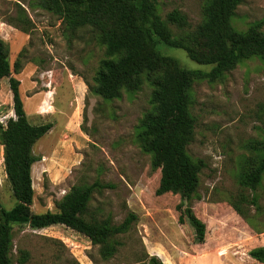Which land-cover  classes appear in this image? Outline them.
<instances>
[{
  "label": "rangeland",
  "instance_id": "rangeland-1",
  "mask_svg": "<svg viewBox=\"0 0 264 264\" xmlns=\"http://www.w3.org/2000/svg\"><path fill=\"white\" fill-rule=\"evenodd\" d=\"M41 1L0 0V37L8 48L11 76L20 82L27 119L52 123L33 147L39 160L32 166V211H56V202L72 186L99 180L107 187L93 192L87 217L112 225H120L131 213L135 218L111 238L115 250L107 257L99 245L65 225L13 226V264H155L152 256L162 264H260L248 252L264 245V176L255 191L243 189L238 177L255 154L250 143L264 141L261 60H245L218 81L196 80L190 89L196 122L187 151L204 163L197 189L201 199L193 201V212L206 224V241L196 244L171 154L147 153L140 141L151 87L144 81L136 92H123L113 100L92 93L87 83L93 84L103 48L88 29L66 33L59 17ZM153 1L162 17L177 8L191 27L202 19L204 0ZM262 18L264 0H240L231 24L244 31ZM157 48L186 68H211L190 60L181 49ZM13 116L12 92L3 78L0 123ZM241 192L257 197V205L244 206L247 219L229 203ZM0 202L6 209L15 204L1 144ZM21 251L28 254L23 263L18 261Z\"/></svg>",
  "mask_w": 264,
  "mask_h": 264
},
{
  "label": "trees",
  "instance_id": "trees-1",
  "mask_svg": "<svg viewBox=\"0 0 264 264\" xmlns=\"http://www.w3.org/2000/svg\"><path fill=\"white\" fill-rule=\"evenodd\" d=\"M239 4L240 0H204L202 19L191 27L187 16L177 8L162 17L153 0L41 1L44 9L59 17L66 33L74 35L88 29L103 48L93 84L87 83L92 93L113 100L121 98L123 92H136L144 81L151 87V108L140 120V141L147 153L171 154L185 201L187 225L196 244L206 241V224L193 212V201L201 199L197 189L204 163L187 151L196 122L190 89L196 80H221L245 60L258 58L264 64V18L250 23L244 31L235 30L231 18ZM19 27L28 32V28ZM158 44L181 49L190 60L211 68H186L176 57L159 51ZM3 78H8L14 116L0 123V144L15 204L6 209L0 202V264H13L11 228L26 224L36 229L65 225L99 245L107 257L115 250L111 238L127 229L135 216L129 214L120 225L87 217L93 192L107 187L99 180L72 186L56 202V211H32V166L39 160L33 147L50 131L52 123L32 124L27 119L20 82L11 76L8 48L0 37V83ZM249 147L255 154L243 164L238 183L243 189L255 191L264 176V141H254ZM229 203L234 212L247 219L245 207L257 205V197L241 192ZM248 255L264 264V245L250 249ZM27 257V252L21 251L18 261L23 263ZM150 260L162 264L156 256Z\"/></svg>",
  "mask_w": 264,
  "mask_h": 264
},
{
  "label": "crops",
  "instance_id": "crops-1",
  "mask_svg": "<svg viewBox=\"0 0 264 264\" xmlns=\"http://www.w3.org/2000/svg\"><path fill=\"white\" fill-rule=\"evenodd\" d=\"M257 262V261H256ZM259 263V262H258ZM260 264H263V263H260Z\"/></svg>",
  "mask_w": 264,
  "mask_h": 264
}]
</instances>
